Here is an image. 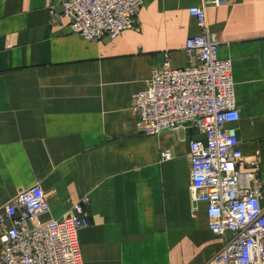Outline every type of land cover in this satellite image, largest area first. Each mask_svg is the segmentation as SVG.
Here are the masks:
<instances>
[{"label":"crops","instance_id":"1","mask_svg":"<svg viewBox=\"0 0 264 264\" xmlns=\"http://www.w3.org/2000/svg\"><path fill=\"white\" fill-rule=\"evenodd\" d=\"M51 2L0 0V207L40 183L47 222L87 196L82 264H205L225 242L192 196L190 143L206 134L146 135L133 98L166 51L173 68L197 62L185 45L203 31L190 9L204 0H146L136 26L98 41L51 18ZM206 12L233 64L239 145L264 172V0Z\"/></svg>","mask_w":264,"mask_h":264},{"label":"built area","instance_id":"2","mask_svg":"<svg viewBox=\"0 0 264 264\" xmlns=\"http://www.w3.org/2000/svg\"><path fill=\"white\" fill-rule=\"evenodd\" d=\"M50 16L69 20L72 32L89 41L118 37L138 24L146 0H51ZM204 0L190 9L202 32L186 41L193 65L173 68L170 54L155 66L145 89L133 95L139 130L159 135L193 126L206 141H191L192 196L203 201L209 228L225 238L205 264H264V172L259 154L246 157L240 147L233 64L219 58V40L209 30ZM171 157L169 150L162 158ZM246 163L250 169H244ZM87 196L72 203L61 218L42 221L50 211L40 183L0 207V264H82L77 231L89 225Z\"/></svg>","mask_w":264,"mask_h":264}]
</instances>
